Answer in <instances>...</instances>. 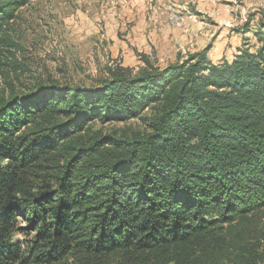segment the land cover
<instances>
[{"label": "trees", "instance_id": "obj_1", "mask_svg": "<svg viewBox=\"0 0 264 264\" xmlns=\"http://www.w3.org/2000/svg\"><path fill=\"white\" fill-rule=\"evenodd\" d=\"M28 1L0 0V45ZM260 24L232 59L208 45L0 93V264H258L243 229L264 207ZM132 118L145 128L97 126Z\"/></svg>", "mask_w": 264, "mask_h": 264}, {"label": "rangeland", "instance_id": "obj_2", "mask_svg": "<svg viewBox=\"0 0 264 264\" xmlns=\"http://www.w3.org/2000/svg\"><path fill=\"white\" fill-rule=\"evenodd\" d=\"M246 21L261 25L264 0H29L5 26L0 93L28 91L50 79L95 84L109 66L120 64L134 74L147 65L143 55L165 65L178 53L208 45H213L214 61L232 59ZM97 126L131 130L146 125L132 118ZM245 226L246 244L256 248L258 264H264V207Z\"/></svg>", "mask_w": 264, "mask_h": 264}, {"label": "crops", "instance_id": "obj_3", "mask_svg": "<svg viewBox=\"0 0 264 264\" xmlns=\"http://www.w3.org/2000/svg\"><path fill=\"white\" fill-rule=\"evenodd\" d=\"M253 26V25H252ZM248 33H251V32H248ZM236 46H239L238 44L236 45ZM232 53V52H231ZM231 53L230 54H228L227 56L229 57V55H231ZM234 55V54H233Z\"/></svg>", "mask_w": 264, "mask_h": 264}, {"label": "bare ground", "instance_id": "obj_4", "mask_svg": "<svg viewBox=\"0 0 264 264\" xmlns=\"http://www.w3.org/2000/svg\"><path fill=\"white\" fill-rule=\"evenodd\" d=\"M176 19H177V17H176ZM175 23H178L179 24L180 22H179V20H177Z\"/></svg>", "mask_w": 264, "mask_h": 264}]
</instances>
